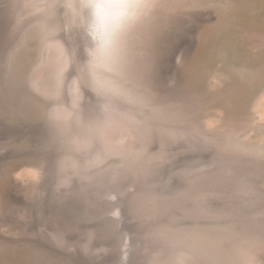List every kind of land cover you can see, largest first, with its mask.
<instances>
[{"label": "rangeland", "instance_id": "1", "mask_svg": "<svg viewBox=\"0 0 264 264\" xmlns=\"http://www.w3.org/2000/svg\"><path fill=\"white\" fill-rule=\"evenodd\" d=\"M96 3L97 0H0V197L7 202L0 198L5 204L0 202L2 237L12 239L14 235L17 241L19 226L27 227L29 235L33 233L31 244L36 240L34 235H46L60 237L74 246L75 264H111L121 259L126 238L136 252L143 249L154 232L151 228L155 221L151 219L175 227L197 220L206 225L223 227L231 223L242 227L255 219L264 225V205H251L250 195L247 191L240 194L243 187L235 179L225 184L220 177L222 165L211 142L215 132L204 128L200 120L195 121L194 135L188 138L159 135V139L141 141V135L131 137L124 131L108 129L95 132V141L86 147L79 148L74 143L72 131L80 127L75 123V111L92 116L123 107L135 110L141 121L149 117L151 123L158 114L157 101L149 98L144 106L140 98L135 99L137 95L130 97L126 91L127 95L122 94L127 80H123L125 72L122 76L119 72L124 68L118 66L120 71L108 72L95 67L98 39L92 33L95 25L100 31L105 19L95 7L85 5ZM176 28H166L168 40L157 77L160 82H169L181 51L170 44H194L190 26L181 31ZM55 39L71 51V61L63 70L61 94L49 95L38 75ZM76 73L84 76V97L77 90L75 78L81 75ZM117 82L124 87L115 86L116 91L123 88L116 93L113 85L118 86ZM62 101L74 113L69 118L55 115ZM72 154L87 164L83 170L69 167L67 158ZM30 169L35 170L33 175L21 182L24 179H18L19 174ZM121 231L129 237L121 235ZM65 256L63 252L53 255L59 263Z\"/></svg>", "mask_w": 264, "mask_h": 264}, {"label": "bare ground", "instance_id": "2", "mask_svg": "<svg viewBox=\"0 0 264 264\" xmlns=\"http://www.w3.org/2000/svg\"><path fill=\"white\" fill-rule=\"evenodd\" d=\"M103 2L106 5L101 11L104 25L100 26V31L95 25L92 33L98 39V52L93 63L98 69L108 72L120 71L118 66L124 68L123 74L121 71L119 73L122 76L125 72L122 79L127 80L128 87L126 83V87L120 82H117L118 86L113 83L115 92L123 90L120 88L116 91L117 87H124L122 94L128 92L129 96L137 95L135 99L139 101L140 98L144 106L149 98L155 103L157 101L155 108L158 114L151 118L155 120L152 123L156 122L153 125L148 121L149 117H142L146 119L141 121L137 119L135 110L123 107H113L111 113L104 115L88 116L82 111H75V123L80 127L72 131L74 143L79 148L86 147L95 141V132L108 129L124 131L131 137L141 135V141L159 139V135L188 138L194 135L195 121L200 120L204 128L215 132L211 142L217 149V158L222 165V174H219L224 183L235 179L234 182L243 187L240 194L244 195L247 191V195H250L248 202L251 205H264V0ZM171 25L177 26L176 29L180 31L190 26L194 44H170L181 51L171 79L164 83L157 77L161 74V54L165 52L167 44L164 43L168 40L166 28ZM70 52L61 40L55 39L50 43L38 75L46 94H61L63 70L71 61ZM82 76L75 78V84L79 95L84 97ZM156 109L154 111L157 112ZM55 112L62 119L74 114L64 101L56 106ZM65 124L64 127H68ZM137 126L141 127L140 131L136 130ZM213 157L215 161L216 154ZM67 159L69 167L74 170H83L87 165L75 155ZM34 171H24L18 179L25 182ZM1 200L2 204L4 201L7 203L6 198ZM191 212L195 213L196 210L194 212L192 209ZM151 220L155 221L151 228L154 232L149 233L150 238L143 249L136 252L126 238L128 243L122 255H119L121 259L117 261L115 258V263L111 264H264V225L255 219H250L247 222L249 225L242 227L231 223L223 224V227L221 224L206 225L198 220L175 227L158 219ZM19 227L20 238L18 236L17 241V238L13 239V234L12 240L9 236L2 237L0 233V264H75V247L67 245L64 239L34 235L35 244H31L29 240L33 233L29 235L27 227ZM121 235L129 237L126 231H121ZM32 252L34 257L31 256ZM57 252H63L66 260L62 257V262L59 263L57 259L56 262L53 255ZM32 257L39 260L35 259L33 263L35 260Z\"/></svg>", "mask_w": 264, "mask_h": 264}, {"label": "snow or ice", "instance_id": "3", "mask_svg": "<svg viewBox=\"0 0 264 264\" xmlns=\"http://www.w3.org/2000/svg\"><path fill=\"white\" fill-rule=\"evenodd\" d=\"M85 7H95L97 9V12L99 13L106 7V5L103 0H101V2H98L94 5H85Z\"/></svg>", "mask_w": 264, "mask_h": 264}]
</instances>
